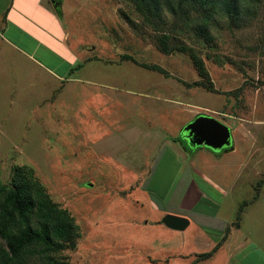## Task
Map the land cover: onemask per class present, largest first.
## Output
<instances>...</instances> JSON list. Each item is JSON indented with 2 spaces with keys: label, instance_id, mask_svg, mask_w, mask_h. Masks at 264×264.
Wrapping results in <instances>:
<instances>
[{
  "label": "rangeland",
  "instance_id": "1",
  "mask_svg": "<svg viewBox=\"0 0 264 264\" xmlns=\"http://www.w3.org/2000/svg\"><path fill=\"white\" fill-rule=\"evenodd\" d=\"M150 2L62 0L58 24L38 12L19 49L0 35V182L31 168L79 226L72 243L39 247L29 262L264 264V0H234L231 16L224 0ZM193 55L215 91L195 83ZM199 114L232 128L234 151L205 146L221 154H209L217 184L179 171L194 156L163 146ZM191 179L205 196L181 211ZM151 202L191 225L156 224Z\"/></svg>",
  "mask_w": 264,
  "mask_h": 264
},
{
  "label": "trees",
  "instance_id": "2",
  "mask_svg": "<svg viewBox=\"0 0 264 264\" xmlns=\"http://www.w3.org/2000/svg\"><path fill=\"white\" fill-rule=\"evenodd\" d=\"M140 2L145 6L151 3L150 0ZM224 5L225 11L231 16L235 10L234 0H224ZM193 58L201 76V80L195 83L215 91L204 61L195 55ZM152 68L167 74L157 65ZM31 214L37 218L38 226L30 223ZM78 231L74 216L51 199L31 168L16 166L10 183L0 182V236L6 241V247H0V264H68L53 258L29 262L27 256L37 253L39 247L42 250H61L80 235ZM212 254L205 253L200 258Z\"/></svg>",
  "mask_w": 264,
  "mask_h": 264
},
{
  "label": "crops",
  "instance_id": "3",
  "mask_svg": "<svg viewBox=\"0 0 264 264\" xmlns=\"http://www.w3.org/2000/svg\"><path fill=\"white\" fill-rule=\"evenodd\" d=\"M48 1L52 6L51 8L48 5L49 4ZM38 12H41L40 16L41 14H43L46 18H48L49 22H51L54 25L58 24V19L61 16L60 15L61 13L57 12V10L54 8L50 0H0V35L7 43H10L18 48L17 45L19 40L21 39V36L26 35L25 27L28 26V27H33L35 29L39 27L40 25L39 19L41 18H39L38 15H37L38 18L35 16V14H37ZM9 34L18 37H15L14 39L12 37H8ZM61 35L63 40L65 35L62 28H61ZM37 44L40 45L39 42ZM52 55L50 51V56ZM38 62L41 63V61ZM63 77H64L63 75H60V78ZM163 146L168 149L167 152H169V155L177 160L183 154H179L178 148L176 149L175 146L181 147V150L183 151L184 154L194 156L195 159L191 162L185 160L181 161L182 168H180L179 171H181V169L183 170L184 168L188 170L191 169L193 172L197 173L199 177L206 183L207 182L209 183L214 182V184L216 183L214 180H212V178L209 176L210 174L207 172V169H211L212 165L216 164L212 162V159L210 158L209 154L215 157H220L221 154L216 155L214 154V152L212 153L211 150H208V148H205V146H198L199 150L197 153H195V150L192 147L188 146L187 144H184V140L182 139V137L180 135H176L175 133L171 135L170 138L166 139L163 142ZM234 150H228V151L224 150V153L231 152ZM203 151L207 153H202ZM199 154L201 155L200 157H198ZM146 191L151 192L148 189H146ZM168 195H169V191H167L164 196L166 197ZM179 195H180V197L178 198L179 200L176 203L177 208H179L181 211H193L197 209L200 203L203 201L205 193L201 188V186L199 185V183H197L195 179H191L188 183L187 188L184 189L183 193ZM150 206L153 208V210L156 213H158L159 218H161L162 216L164 218V216L167 215L166 212L177 214L176 212L173 211L163 210L160 207H158L156 204H153V202H151ZM191 222L192 221H190L189 226L191 225ZM161 223L168 229L176 232L185 231L189 227L188 226L184 230H177L168 227L167 225H165V223H163V221L162 222L156 221V224L158 225Z\"/></svg>",
  "mask_w": 264,
  "mask_h": 264
},
{
  "label": "water",
  "instance_id": "4",
  "mask_svg": "<svg viewBox=\"0 0 264 264\" xmlns=\"http://www.w3.org/2000/svg\"><path fill=\"white\" fill-rule=\"evenodd\" d=\"M58 13L61 11L62 0H50ZM183 138L190 147L206 146L213 150H234L232 145V128L222 121L206 114L197 115L183 128ZM163 223L172 229L184 230L190 220L174 214H167Z\"/></svg>",
  "mask_w": 264,
  "mask_h": 264
},
{
  "label": "flooded vegetation",
  "instance_id": "5",
  "mask_svg": "<svg viewBox=\"0 0 264 264\" xmlns=\"http://www.w3.org/2000/svg\"><path fill=\"white\" fill-rule=\"evenodd\" d=\"M180 136L182 137V139L184 140V142L187 143V140L185 138H183V131L181 132Z\"/></svg>",
  "mask_w": 264,
  "mask_h": 264
}]
</instances>
